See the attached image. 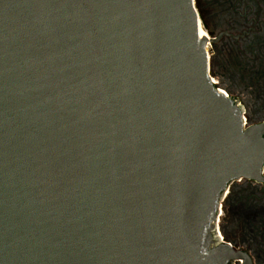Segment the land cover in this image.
<instances>
[{
    "label": "water",
    "instance_id": "obj_1",
    "mask_svg": "<svg viewBox=\"0 0 264 264\" xmlns=\"http://www.w3.org/2000/svg\"><path fill=\"white\" fill-rule=\"evenodd\" d=\"M202 30L196 0H0V264H253L218 230L264 121Z\"/></svg>",
    "mask_w": 264,
    "mask_h": 264
},
{
    "label": "flooded vegetation",
    "instance_id": "obj_2",
    "mask_svg": "<svg viewBox=\"0 0 264 264\" xmlns=\"http://www.w3.org/2000/svg\"><path fill=\"white\" fill-rule=\"evenodd\" d=\"M234 6L239 14L238 26L231 31L233 33L222 32L232 36H224L221 40L230 39L239 48L243 47L245 51L257 48L264 55V0H239ZM236 36L238 38H235ZM234 101L240 104L237 100ZM244 113L246 117L245 110ZM263 121L264 118L257 122L250 121V123L247 122V126L261 124ZM220 211L222 240L246 252L253 264H264V223H260V215L264 213V182L245 179L230 182L222 193ZM241 213L245 214L248 223L256 221L254 226L246 229V233L238 229V216ZM251 214L252 218L249 217ZM220 230L219 222L218 231L221 233Z\"/></svg>",
    "mask_w": 264,
    "mask_h": 264
},
{
    "label": "rangeland",
    "instance_id": "obj_3",
    "mask_svg": "<svg viewBox=\"0 0 264 264\" xmlns=\"http://www.w3.org/2000/svg\"><path fill=\"white\" fill-rule=\"evenodd\" d=\"M210 12L208 10L209 23L215 26V16L213 12L212 14ZM222 17L227 24L233 25L234 22V25L236 27L238 26L239 19L233 17L231 14H225ZM204 31L210 38H215L219 34V32H216L211 35L206 29ZM220 41L216 46H208L211 75L214 77L218 86L225 90L231 99L237 100L244 108L247 122L263 120L264 55L257 48H251L245 51L243 47L239 48L230 39ZM247 51L250 54H247ZM238 217V229L244 230V233H246L247 228L252 227V225L254 226V223H256V221H250L248 223L243 213ZM249 217L252 218L253 215L251 214ZM260 223H264V213L260 215ZM220 227L222 235V217L220 218Z\"/></svg>",
    "mask_w": 264,
    "mask_h": 264
},
{
    "label": "trees",
    "instance_id": "obj_4",
    "mask_svg": "<svg viewBox=\"0 0 264 264\" xmlns=\"http://www.w3.org/2000/svg\"><path fill=\"white\" fill-rule=\"evenodd\" d=\"M237 1L239 0H196V7L200 14L204 29H206L211 35L215 34L216 32H219L220 34L224 31H229V32L233 31L236 28V25H234L235 23L233 22V25L227 24L222 16L225 14H231L233 17L238 19L239 14L236 12L234 6V4H236ZM208 10L211 11L210 12L211 14L213 12V15L215 16L214 17L215 26L209 23ZM223 40H228V39L225 38ZM214 46H216V44H214Z\"/></svg>",
    "mask_w": 264,
    "mask_h": 264
},
{
    "label": "bare ground",
    "instance_id": "obj_5",
    "mask_svg": "<svg viewBox=\"0 0 264 264\" xmlns=\"http://www.w3.org/2000/svg\"><path fill=\"white\" fill-rule=\"evenodd\" d=\"M201 34H202L203 37H207V34L205 33L204 30H202Z\"/></svg>",
    "mask_w": 264,
    "mask_h": 264
},
{
    "label": "built area",
    "instance_id": "obj_6",
    "mask_svg": "<svg viewBox=\"0 0 264 264\" xmlns=\"http://www.w3.org/2000/svg\"><path fill=\"white\" fill-rule=\"evenodd\" d=\"M244 122H245V123H247V120H246V118L244 119Z\"/></svg>",
    "mask_w": 264,
    "mask_h": 264
}]
</instances>
